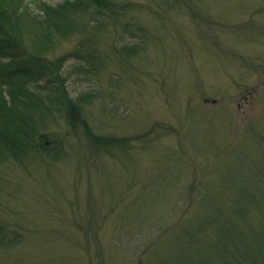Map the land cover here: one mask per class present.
I'll return each instance as SVG.
<instances>
[{
	"label": "rangeland",
	"instance_id": "rangeland-1",
	"mask_svg": "<svg viewBox=\"0 0 264 264\" xmlns=\"http://www.w3.org/2000/svg\"><path fill=\"white\" fill-rule=\"evenodd\" d=\"M120 1L55 50L112 148L61 117L0 163V264H264V0Z\"/></svg>",
	"mask_w": 264,
	"mask_h": 264
},
{
	"label": "trees",
	"instance_id": "trees-1",
	"mask_svg": "<svg viewBox=\"0 0 264 264\" xmlns=\"http://www.w3.org/2000/svg\"><path fill=\"white\" fill-rule=\"evenodd\" d=\"M133 5L120 0H65L56 5L0 0V163L36 153L49 157L51 144L44 130L48 121L61 117L74 131L82 129L96 146L111 150L108 140L94 136L82 117L93 95L72 97L64 85L62 70L74 54L58 57L55 50L78 32L80 18L88 16L91 24L110 22L117 27ZM115 50L126 60L139 47Z\"/></svg>",
	"mask_w": 264,
	"mask_h": 264
}]
</instances>
